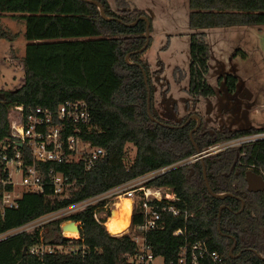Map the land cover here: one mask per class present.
<instances>
[{"label": "trees", "instance_id": "obj_1", "mask_svg": "<svg viewBox=\"0 0 264 264\" xmlns=\"http://www.w3.org/2000/svg\"><path fill=\"white\" fill-rule=\"evenodd\" d=\"M95 1L101 4L104 15L88 0H0L1 16L11 14L25 22L27 40L20 58L22 84L14 89L0 88V140L10 135L13 106L22 105L25 111L35 107L54 109L66 100L81 99L87 102L97 127L96 132L85 136L105 150L88 170L80 163L40 164L43 191L24 192L17 206L0 216V232L168 167L144 183L168 187L179 198L159 203L174 205L178 214L162 211V226L145 233V241L155 256L163 258L162 264L175 263L179 247L198 239L217 251L221 260L213 262L205 257L197 264H264V193L248 191L244 179L250 166L257 173L264 171V140L220 150L203 160H190L196 153L195 145L203 150L238 135L264 130V123L239 130L213 129L211 133L197 112L176 122L161 118L151 104V71L144 57L151 43L148 14L124 0H118L115 7L108 0ZM188 7V25L193 31L188 93L194 98L205 97L213 94L205 78L209 57L205 29L263 25L264 0H188ZM147 22L148 42L139 51L147 41ZM224 80L233 92L236 77L226 75ZM191 115L197 116L199 123L189 119ZM127 143L135 148L130 160L125 155ZM242 151L245 155L239 156ZM51 168L74 181L65 203L45 200L53 193ZM141 202L138 194L130 216L131 231L119 235L107 231L104 219L95 218L94 206L9 235L0 239V264H129L126 255L136 252L133 236L143 222ZM66 220L79 222L78 239L63 236L61 223ZM176 229L182 233L173 235ZM40 243L60 245L62 249L41 257L31 254L29 248Z\"/></svg>", "mask_w": 264, "mask_h": 264}, {"label": "built area", "instance_id": "obj_2", "mask_svg": "<svg viewBox=\"0 0 264 264\" xmlns=\"http://www.w3.org/2000/svg\"><path fill=\"white\" fill-rule=\"evenodd\" d=\"M2 36L5 37V34L2 33ZM125 60L130 63L127 56ZM192 117L198 121L197 116ZM96 129L85 100H66L54 109L35 107L25 111L22 105L13 106L9 116L10 135L0 140V216L3 217L7 209L16 207L18 199L24 192L43 191L44 183L40 177V164L48 162L80 163L84 170L91 168L105 154L102 147L94 145L85 136L96 132ZM262 140H264V130L245 133L221 143L207 146L199 153H195L190 160L211 155L224 148H243L246 144ZM243 155H245V151L239 154V156ZM188 162L182 161V163ZM167 168L161 167L152 170L102 193L64 204L56 211L0 232V239L18 232L39 228L46 221L53 220L57 216L63 217L88 206L95 207V218L106 221L122 197L131 200L132 213L135 193H137L142 199L143 222L138 226V232L133 236V240L137 244L136 252L126 255L127 262L129 264H157L154 263V260L159 256L154 255L151 247L145 241V233L162 226L159 224L162 211L166 210L172 215L178 214L174 205L160 206L159 203L163 199L177 201L179 198L168 187H151L145 186L144 183L163 173ZM248 169H253V166L248 167ZM260 174L264 176V171H261ZM49 177L53 193L46 195L45 200L63 201L65 203L70 198L74 181H70L69 177L53 168L49 170ZM38 221H43V223L39 224ZM68 221L63 226L73 222ZM76 225L79 227V222ZM180 233H182L180 229L173 231V235ZM63 236H65L64 229ZM55 249L61 250L62 246L40 243L31 246L29 252L41 257L46 252H54ZM229 255L233 256L231 251H229ZM205 257H209L213 262H220L221 260L217 251L210 250L204 240L198 239L185 242L180 246L177 260L175 263L170 261V264H197Z\"/></svg>", "mask_w": 264, "mask_h": 264}, {"label": "rangeland", "instance_id": "obj_3", "mask_svg": "<svg viewBox=\"0 0 264 264\" xmlns=\"http://www.w3.org/2000/svg\"><path fill=\"white\" fill-rule=\"evenodd\" d=\"M108 1L115 7L118 0ZM124 1L132 8L144 10L150 18L151 43L144 57L151 71V104L161 118L176 122L189 113L197 112L212 132L213 129L239 130L260 127L264 123V24L205 29L209 44L208 71L205 78L213 94L194 98L188 93L189 41L193 32L188 25V0ZM20 21L11 14L0 15L2 89H14L20 86L24 79L20 58L24 54L27 40ZM7 32L9 42H14L8 50L7 41L2 37V33L6 35ZM226 75H234L237 79L233 92L227 89L224 80ZM220 76L223 79L219 81ZM244 89L252 94L250 99L239 97ZM194 120L196 121L195 118ZM134 154V146L127 143L126 158L130 160ZM137 199L138 194L135 193V201ZM66 221L61 223V227ZM73 229L79 238V227L78 231ZM64 233L67 236L65 229ZM72 235L68 233V236ZM162 261L159 256L155 258L154 263L160 264Z\"/></svg>", "mask_w": 264, "mask_h": 264}, {"label": "water", "instance_id": "obj_4", "mask_svg": "<svg viewBox=\"0 0 264 264\" xmlns=\"http://www.w3.org/2000/svg\"><path fill=\"white\" fill-rule=\"evenodd\" d=\"M88 1L96 4L97 7L102 12V15H104L101 4H99L95 0H88ZM141 18L142 19L144 18V20H146L145 17H141ZM148 35H149V23L147 22V24H146V38H147V41H146L145 45L142 48L139 49V51L142 50L143 48H145V46H146V44L148 42ZM10 46H12V44ZM144 79H145V83H146L147 82L146 74H144ZM251 96H252V94L247 89H244L239 94V97L242 98V99H250ZM147 110L149 112V93H148V97H147ZM190 118H191V116L189 117V119ZM198 123H199V121H198ZM210 132L213 133L212 130H210ZM195 147H196V153H199L200 152L199 148L196 145H195ZM203 158L204 157H200L199 159L203 160ZM203 175H204L206 187H207L208 191L211 193L212 191H211V188H210V186L208 184V181L206 179V172L205 171L203 172ZM244 179H245V182H246V189L248 191H250V192H264V176H262L260 173H257L255 171L249 169V170L245 171ZM216 196L221 197V196H223V194H220V195L218 194ZM243 206H244V202H242V207L241 208H243ZM66 225H71L73 228L77 229V231H78V226L74 222H70L69 224H66ZM66 225H64V226H66ZM64 229H65V227H64ZM231 250H232V248H231Z\"/></svg>", "mask_w": 264, "mask_h": 264}, {"label": "bare ground", "instance_id": "obj_5", "mask_svg": "<svg viewBox=\"0 0 264 264\" xmlns=\"http://www.w3.org/2000/svg\"><path fill=\"white\" fill-rule=\"evenodd\" d=\"M130 216H131V200L123 197L117 202L116 206L113 209L112 214L106 219L104 225L106 226L107 231L114 235L125 233V231L129 232ZM72 230L74 229L71 225L65 226L66 235L68 236V233L73 234L72 236H68V237L71 238L77 237L76 233Z\"/></svg>", "mask_w": 264, "mask_h": 264}, {"label": "crops", "instance_id": "obj_6", "mask_svg": "<svg viewBox=\"0 0 264 264\" xmlns=\"http://www.w3.org/2000/svg\"><path fill=\"white\" fill-rule=\"evenodd\" d=\"M20 22L22 23L23 27H25V22L22 21V20H21ZM8 34H9V33L7 32V34H6L7 37H8ZM2 37L5 38V40L7 41L6 50H8L9 47H11V46H10V43L13 45L14 42H12V41L9 42L8 38L6 39V37H4V36H2ZM11 48H12V47H11ZM8 52H9V51H8ZM105 227H106V226H105ZM118 235H119V234H118Z\"/></svg>", "mask_w": 264, "mask_h": 264}, {"label": "flooded vegetation", "instance_id": "obj_7", "mask_svg": "<svg viewBox=\"0 0 264 264\" xmlns=\"http://www.w3.org/2000/svg\"><path fill=\"white\" fill-rule=\"evenodd\" d=\"M5 37H6V39L8 38L6 35H5ZM191 117H192V115H191ZM198 121H199V120H198ZM247 170H249V169L247 168ZM247 170H246V171H247ZM250 170H253V169H250ZM253 171H254V170H253ZM255 172H256V171H255Z\"/></svg>", "mask_w": 264, "mask_h": 264}]
</instances>
